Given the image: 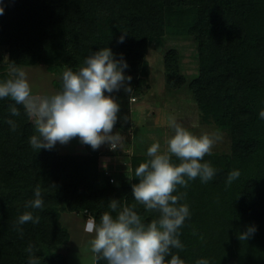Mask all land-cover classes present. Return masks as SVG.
Here are the masks:
<instances>
[{"label": "trees", "instance_id": "1", "mask_svg": "<svg viewBox=\"0 0 264 264\" xmlns=\"http://www.w3.org/2000/svg\"><path fill=\"white\" fill-rule=\"evenodd\" d=\"M0 7V81L12 78L2 65L3 52L9 65L41 63L54 71H77L104 47L117 60L123 56L128 64L124 75L132 77L133 91L105 92L121 105L113 132L131 127V100L149 88L150 45L166 35L197 42L199 75L189 88L202 120L229 134L231 151L201 161L217 169L209 182L197 177L186 189L178 186V192L187 193L181 203L191 215L180 229L184 249L172 253L185 264L199 259L264 264V119L259 116L264 110V0H0ZM124 33V41L118 42ZM164 63L168 84L184 85L179 52L168 51ZM54 87L61 90L62 78ZM13 103L0 99V264H29V243L35 245L39 264H68L64 250L71 236L60 222L61 207L86 212L99 223L116 199L121 207L135 205L145 223L157 218L158 213L146 211L134 199L132 185L139 178L110 182L100 169L99 148L84 144L86 154H61L56 146L34 150L30 138L38 133L22 105H17L20 116L11 114ZM10 119L17 123L15 132ZM147 159L133 157L131 175ZM233 170L241 175L226 186ZM37 186L43 208L26 207L35 199ZM26 211L39 216L40 223L19 225L21 236L17 221ZM253 226L256 231L248 240L238 239Z\"/></svg>", "mask_w": 264, "mask_h": 264}, {"label": "clouds", "instance_id": "2", "mask_svg": "<svg viewBox=\"0 0 264 264\" xmlns=\"http://www.w3.org/2000/svg\"><path fill=\"white\" fill-rule=\"evenodd\" d=\"M3 12L4 8L0 7V15ZM125 35L122 34L118 42L122 43ZM9 68L12 78L0 81V99L14 101L10 105L13 116L21 115L17 105H22L26 115L33 120L38 133L30 138L34 150L52 149L57 142L67 144L76 137L94 150L105 143L112 151L123 149L125 138L119 132L112 134L121 105L114 96L105 95V92L112 94L121 89L126 94L133 91L132 77L124 75L128 64L122 55L117 60L111 49L104 47L89 55L77 71L65 68L61 90L51 95L33 94L26 72L15 63ZM259 116L264 119V110ZM7 123L12 132L17 130L14 120ZM166 123L174 130V135L165 141L164 149L159 142L152 143L147 149L149 159L135 168L134 176L128 175L129 180L139 178V183L132 185L135 201L146 211L158 213L157 218L145 223L134 210L135 205L121 207L119 200H111V212H104L99 223L88 217L84 225L86 233L94 234L89 241L94 262L103 259L107 264H185L179 255L172 253V249H184L179 239L180 229L191 215L189 206L181 203L187 193L178 192V186L186 189L197 177L202 183L213 179L217 169L209 162L201 161L211 154L213 145L221 137L217 133L197 136L175 117H167ZM240 175L239 170L231 171L226 186ZM43 206L41 189L37 186L35 199L26 207L41 209ZM26 222L39 224L40 217H34L30 211L20 215L16 231L21 236L23 229L19 225ZM255 231L254 226L249 227L238 235V239L246 241ZM193 234H196L195 230ZM25 251L29 254V264H39L35 245L29 243ZM167 256L171 259L166 262ZM196 264H209V261L199 259Z\"/></svg>", "mask_w": 264, "mask_h": 264}, {"label": "rangeland", "instance_id": "3", "mask_svg": "<svg viewBox=\"0 0 264 264\" xmlns=\"http://www.w3.org/2000/svg\"><path fill=\"white\" fill-rule=\"evenodd\" d=\"M177 50L180 54L181 74L185 83L180 87L168 84L165 71L164 56L170 50ZM2 65L10 74L8 54L3 52ZM150 75L149 88L145 94L132 99L131 127L119 132L124 138L123 149H117L121 154L115 155L110 146L105 143L100 149V169L107 177L114 178L115 182L127 179L131 175L133 157L147 156V149L154 142L161 144L164 149L165 141L174 135V130L166 123L167 117H175L177 122L188 128L193 134L199 136L203 133H217L221 139L213 145L211 154H227L231 151V138L228 133L220 130L213 122L202 120L201 112L196 99L189 88L190 83L199 75L198 43L193 39L166 35L158 37L150 45L147 53ZM35 95H51L58 90L54 87L55 81L62 78L64 70H50L45 64H34L21 67ZM30 124L34 126L32 119ZM61 154H86V146L77 140V137L67 144L55 145ZM131 181V180H130ZM60 222L71 236L70 242L64 250L68 264H95L94 254L90 250L89 241L94 234L84 231L86 219L90 215L86 212L71 213L64 207L59 208Z\"/></svg>", "mask_w": 264, "mask_h": 264}, {"label": "built area", "instance_id": "4", "mask_svg": "<svg viewBox=\"0 0 264 264\" xmlns=\"http://www.w3.org/2000/svg\"><path fill=\"white\" fill-rule=\"evenodd\" d=\"M110 182H111V183H114V182H115V179H114V178H111V179H110Z\"/></svg>", "mask_w": 264, "mask_h": 264}]
</instances>
